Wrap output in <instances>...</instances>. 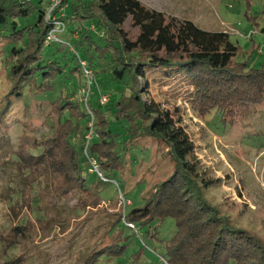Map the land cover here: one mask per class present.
I'll list each match as a JSON object with an SVG mask.
<instances>
[{
	"label": "trees",
	"instance_id": "obj_1",
	"mask_svg": "<svg viewBox=\"0 0 264 264\" xmlns=\"http://www.w3.org/2000/svg\"><path fill=\"white\" fill-rule=\"evenodd\" d=\"M49 6L50 0H0V49L11 45L5 58L12 82L7 95L28 91L37 97L50 95L45 102L38 99L37 105L45 103L57 118L46 140L23 132L12 142L9 135L0 134V171L10 168L20 182L19 197L11 208L26 206L34 211L37 194H31L33 187L48 186L60 196L85 192L88 187L83 170L88 166L95 172L93 161L104 178L122 174L130 149L144 147L151 140L161 141L173 161L172 174L144 192L142 206L113 213L106 243L101 241L102 247L92 248L76 264H91L104 252L117 253L121 247L118 241L127 238L115 230L117 224L147 228V235L154 238L156 227L167 217L174 219L176 230L160 241L166 264H264L263 239L233 228L206 200L201 181L187 168L182 153L156 129L159 118L147 110L148 99L144 97L149 94L148 76L162 73L159 82L172 80L188 86L189 102L199 116L216 113L223 123H233L264 104V68L248 69L246 62L235 61L238 47L228 32L200 29L139 0H57L46 17ZM51 15H56L63 29L72 25L69 32L74 41L46 43L54 27ZM127 21L137 29L133 38L124 28ZM52 44L53 51L44 53L43 48ZM81 45H85L83 58L79 55ZM55 53L61 57H53ZM69 57L73 61L70 66L66 63ZM83 59L100 75L98 79L105 80L112 96L107 107L86 97L90 114L85 111L84 95L67 83L70 77L77 86H93L92 78L87 86ZM11 110L2 100L0 120ZM108 116L125 127L124 140L118 141L119 132L112 128ZM89 132L91 137L86 140ZM30 220L14 225L10 236L0 235L4 255L34 233ZM36 221L45 232L51 219L43 211ZM24 260L21 252L0 264H22Z\"/></svg>",
	"mask_w": 264,
	"mask_h": 264
},
{
	"label": "rangeland",
	"instance_id": "obj_2",
	"mask_svg": "<svg viewBox=\"0 0 264 264\" xmlns=\"http://www.w3.org/2000/svg\"><path fill=\"white\" fill-rule=\"evenodd\" d=\"M139 1L167 17L189 20L200 29L228 32L238 47L233 59L246 62L248 69L264 68V0ZM51 16L57 19L56 15ZM83 24L87 25L88 21ZM71 28L72 25H67L56 30V38L74 41L69 32ZM124 28L130 37L136 36L137 29L129 21ZM10 46L0 49V103L4 100L12 108L0 120V134L9 135L12 142L23 132L46 140L52 135L57 118L48 112L45 103L37 105V101L45 102L50 95L37 97L30 91L7 95L12 86L5 63ZM54 46H45L43 52H52ZM84 49L85 45H81V58L85 57ZM53 57L58 59L61 53ZM83 61L89 63L86 59ZM72 62L70 57L66 60L68 66ZM161 75L148 76L149 94L144 95L148 99L147 110L159 118L156 129L182 153L187 168L201 181L206 200L230 220L233 228L255 233L264 241V104L244 119L223 123L216 113L199 116L189 102L188 86L172 80L161 83L158 78ZM91 78L93 86L89 89L67 78L69 88L84 95L85 111H89L88 101L85 102L87 91L90 101L98 102L97 96L99 99L101 94L112 99L105 80L98 79L100 75L93 71ZM109 102L101 105L107 107ZM108 119L119 132L118 141L124 140L126 132L122 123L114 122L109 116ZM167 150L166 144L155 140L148 141L144 147L130 149L124 157L123 173L116 172L107 178H100L86 166L83 176L88 189L85 192L73 191L60 196L48 186L33 187L31 194H37V198H33L35 210L32 212L26 206L11 208L19 197L20 182L10 168L0 171V235L10 236L11 228L26 218L32 220L34 227V233L6 255L0 243V262L21 252L25 257L22 264H76L77 260H83L86 252L102 247L101 241L106 243L110 234L106 229L114 219L113 213L122 214L142 206L144 192L172 174L173 161ZM43 211L51 219L45 232L38 228L36 221ZM115 230H120L122 237L127 236L118 241L121 246L118 252L101 253L91 264H166L160 241L174 234L173 218H165L156 227L154 238L147 235V228L131 229L123 223L117 224Z\"/></svg>",
	"mask_w": 264,
	"mask_h": 264
},
{
	"label": "built area",
	"instance_id": "obj_3",
	"mask_svg": "<svg viewBox=\"0 0 264 264\" xmlns=\"http://www.w3.org/2000/svg\"><path fill=\"white\" fill-rule=\"evenodd\" d=\"M56 1L57 0H50V6H49V9H48L46 17L50 16V12L52 11L54 5L56 4ZM52 17L53 16H51V19H52ZM53 24H54V27L52 29H50L48 34H47L46 43H49L50 41L56 40L57 38L55 36V31L56 30H62L64 28L63 24L60 21L56 20V19L53 20ZM81 65H82V69H83V75L87 78V83H88L87 86L89 87V85L91 83L92 71L86 66L85 61H81ZM87 95H88V91H87L86 97H87ZM108 99H109L108 95L101 94L99 96L98 102L100 104H105L108 101ZM87 112L90 114V111H87ZM90 137H91V133L90 132L85 134L86 140L89 139ZM83 152L85 153V148L83 149ZM92 171H95L100 178H103V176L100 174V172L98 170L97 164L94 161L92 162Z\"/></svg>",
	"mask_w": 264,
	"mask_h": 264
}]
</instances>
